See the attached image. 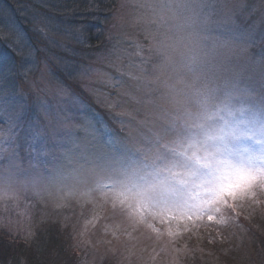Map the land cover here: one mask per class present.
<instances>
[{
    "label": "rangeland",
    "instance_id": "374dc122",
    "mask_svg": "<svg viewBox=\"0 0 264 264\" xmlns=\"http://www.w3.org/2000/svg\"><path fill=\"white\" fill-rule=\"evenodd\" d=\"M198 2L167 0L161 4L160 0H152L150 7H141L142 0H103L102 6L97 0L92 12L91 4L85 5L87 15L74 18L66 0H0V30L7 32L9 25H15L30 38L37 61L30 79L39 76L46 61L49 87L59 81L75 88L70 89L82 103V109H73L76 120L90 122L94 128V139L79 134L82 142L98 143L108 134L128 142L131 134L147 146L143 143L145 137L159 133L163 126L160 106L167 107L161 98L164 89L147 83L156 74L153 65L158 60L153 58L145 65L137 55V46L147 43V32L151 31L163 45L159 63L166 66L159 74L169 83L191 81L193 72H189V65L197 70L211 66L213 72L222 73L228 83H236L240 88L259 80V64L264 56V42L260 39L264 33V0H227L236 6L235 27L245 31L251 25L255 33V42L246 52L240 50L243 46L238 41H233L229 25L221 18L209 27L198 23ZM40 19L51 22L55 28L82 26L88 34V46L77 45L60 32L51 41L42 39L36 31ZM89 20L96 28L92 36L88 32ZM114 48L119 54L108 55ZM65 62L75 64V79H69L62 70ZM15 91L21 101L31 99L23 76L18 78ZM234 107H246L243 96ZM37 115L33 107L31 119L35 120ZM28 127L24 123L18 128V139L13 145L16 163L23 173L21 178L35 176L43 182L51 181L57 169L67 166V161L60 153L39 155L35 150L39 145L28 138ZM0 131L7 135L6 121L0 120ZM4 147H8L7 142ZM0 168H8V159L3 158ZM40 188L44 189L40 197L34 196L33 192ZM70 188L71 185L56 183H29L13 198H9L12 194L0 193V231L26 242L10 244L0 237V264H68L51 228L41 233L37 243L26 239L29 232L36 233L38 221L45 213L57 225V233L63 236L67 249L73 247L78 252L76 264H232L229 258L217 256L219 250L223 254L239 250L246 255V247L240 248V241L233 242L232 235L237 232L236 240L243 239L248 247L252 244L246 230L238 232L234 227V212L247 220L252 216L257 226L260 221L258 228L264 232V190H257L254 198L229 201L233 207L224 206L220 213H212L217 219H227L218 224L209 222L207 214L191 221L170 220L172 213L134 222L118 207L114 210L112 202L105 201L100 191L89 194L77 190L69 194ZM57 204L65 206L57 208Z\"/></svg>",
    "mask_w": 264,
    "mask_h": 264
},
{
    "label": "snow or ice",
    "instance_id": "6c2138e0",
    "mask_svg": "<svg viewBox=\"0 0 264 264\" xmlns=\"http://www.w3.org/2000/svg\"><path fill=\"white\" fill-rule=\"evenodd\" d=\"M151 2L142 0L140 6L150 7ZM196 7L202 27L221 18L229 25L233 41L243 46L241 51L246 52L254 44L251 25L245 31L235 27V5L227 0H199ZM36 31L46 41L60 32L75 44L88 46L82 26L55 28L40 19ZM260 39L264 42V33ZM146 40V45L137 46V55L145 65L153 58L158 60L153 65L156 74L147 83L164 89L161 98L167 107L160 106L161 131L145 137L143 143L147 146L131 134L128 142L108 134L103 141L93 143L82 142L79 135L94 139L92 124L78 122L73 112L82 109L80 98L62 82L49 87L46 61L39 76L30 79L37 64L30 38L15 25H9L7 32L0 30V120L8 124L7 135L0 131V164L3 158L8 159V168H0V193L12 194L9 198H13L29 183L71 185L69 194L77 190L89 194L100 191L105 201L112 202L114 210L118 207L134 222L172 213L170 220L191 221L207 214L209 222L220 224L227 219H217L212 213H220L224 206L233 207L229 201L254 198L257 190H264V56L259 64V80L244 88L228 82L223 88H197L182 79L175 83L161 79L159 73L166 66L159 63L163 45L151 31ZM118 54L115 48L108 53ZM62 70L69 79H75L78 71L73 62H65ZM191 70L194 81L205 78L201 69ZM20 76L28 84L29 100L21 101L16 95ZM242 96L246 107L235 108ZM191 104L198 105V110L193 111ZM33 107L38 113L35 120L30 116ZM24 123L29 124L28 138L39 145L35 149L39 155L60 153L67 161V166L57 169L51 181L43 182L35 176L21 178L23 173L16 163L13 145L18 139L17 130ZM43 190L40 188L33 195L40 197ZM38 225L35 234L29 232V243H37L42 232L55 226L47 213L40 217Z\"/></svg>",
    "mask_w": 264,
    "mask_h": 264
},
{
    "label": "trees",
    "instance_id": "16d2710c",
    "mask_svg": "<svg viewBox=\"0 0 264 264\" xmlns=\"http://www.w3.org/2000/svg\"><path fill=\"white\" fill-rule=\"evenodd\" d=\"M99 1H100L99 5L102 6L103 0H99ZM66 2L68 4V7H71V9H72L71 11H73L71 16L76 18V17H78L76 15H84V16L87 15L88 9L86 8L85 5H87V7H88L91 4L89 11L92 12V8H93L92 6H93V4H95L97 2V0H66ZM106 4H111V2L110 3L107 2ZM91 23L92 22H90V20H89L88 26L90 25V29L88 27V32H89L90 36L93 35L92 30L96 29L95 27L92 26ZM71 89H75V88L72 87ZM257 213L259 215L258 211H257ZM234 215H235V219L233 221L234 227H236V230L238 232L239 231L243 232V230H246L247 233L252 238V244L248 247V245L246 244L245 241H243V239L236 240L235 237L237 239L239 238V236L237 235V232H236L235 234L232 235V237H234L233 242L240 241V248L242 247V245H244L246 247L245 248L246 249V255L244 254V251H243V254H244L243 255L242 252H240L239 250H238L239 252L238 251H229V252H227V254H223V252L219 250V252L217 251L218 252L217 256L221 259H228L229 258L230 259L229 261L232 262V264H264V232L262 233L261 229L258 228V226L261 225L260 221L258 222V226H257L256 221H255V219H253L252 216H251L250 220H247L244 216H241V215L237 214L236 212H234ZM262 218L264 219V217H262ZM55 226H57V225H55ZM55 226L50 227V228L54 232V233L52 232L54 238L58 239L62 245V256H63V258H65L68 261V264H76L75 259H77L79 256L78 252L73 247L69 248V250L67 249L66 244L63 241V239H64L63 236L61 238V236L58 235L57 228ZM263 226H264V224H263ZM48 231H50V230H48ZM4 233H2V231H0V237L3 238V240L5 242L10 243V244H14V242L17 244H26V242H23L21 240H17L16 237L12 238L7 233H5V234ZM231 242H232V240H229V245L231 244ZM234 246H237V244L234 243Z\"/></svg>",
    "mask_w": 264,
    "mask_h": 264
},
{
    "label": "clouds",
    "instance_id": "9594fccd",
    "mask_svg": "<svg viewBox=\"0 0 264 264\" xmlns=\"http://www.w3.org/2000/svg\"><path fill=\"white\" fill-rule=\"evenodd\" d=\"M193 63L195 62V58H192ZM193 67L191 65H189V72H192ZM203 71V75L205 78H202L200 81H194V79L192 78L191 81H184L185 83L188 84H194L195 87L197 88H203L205 85L208 86H216V87H220L221 83H225L227 82V77L223 76L222 73L219 72H213L211 66L208 67H204L201 69ZM192 110L193 111H197L199 106L196 104H191Z\"/></svg>",
    "mask_w": 264,
    "mask_h": 264
}]
</instances>
